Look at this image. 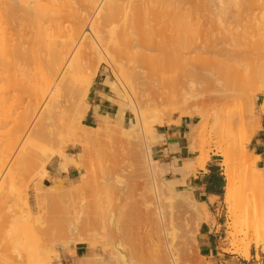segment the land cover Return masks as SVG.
<instances>
[{"label":"bare ground","instance_id":"6f19581e","mask_svg":"<svg viewBox=\"0 0 264 264\" xmlns=\"http://www.w3.org/2000/svg\"><path fill=\"white\" fill-rule=\"evenodd\" d=\"M214 31L219 32L216 42L222 46L216 48L215 52L211 49L212 57L209 54L207 58H203L208 63L206 66L202 65V57V62L197 63L192 59L193 54L199 50L204 52L201 44H214ZM261 32H264V0H0V260H5L6 264L52 263L50 248H47L50 243H43L46 240L42 237L45 232L39 234L40 228L45 227L41 223L40 227L35 222L34 208L28 203V195L18 189V183L24 177L22 173L32 171L28 168L35 164L34 161L42 149L41 143L47 136L65 127L63 143L51 159L58 155L61 161L57 166L60 171H66L68 163L78 166L80 160L77 162L67 156L64 144L82 147L94 140L97 134L93 131L102 128L100 122L104 128H108L112 126V121L126 131L132 130L131 124L139 121L143 125L144 133L151 129L153 123L163 124L161 115L145 121V110L138 104L136 96L134 98L137 103L127 90L132 100L126 102L117 83L108 79L107 85L119 99L120 105L113 117H109V114H97L95 116L98 121L95 126L83 124L82 119L90 108L86 98L101 63H116L117 59L125 57L128 63L133 59L131 65L125 67L126 74L140 79L145 73L146 65L157 61L156 59L190 60L201 64L192 67L188 65L190 69L187 70L191 76L188 84L194 86L195 81L203 83L210 93L218 94L214 98H220L222 103L227 98V105L232 100L236 104L233 110L236 112L231 111L230 115L227 114L225 106L216 107L217 110L220 109L216 110L218 113H223L225 109L226 115L215 113L216 116L211 122L212 128L220 133L221 127L230 128L237 121H243L241 123L247 142L260 127V114L256 112L255 99L264 90V63L260 62V56L264 55V48L260 44L264 43L258 42L261 49H257L254 44L260 38ZM213 47L215 49L216 45ZM145 61L147 64H144ZM128 67L133 75L128 74ZM225 75L230 80H226L228 86L224 81ZM235 85L239 88L237 86L238 89H235ZM133 86L134 84L133 94L137 95ZM229 98L233 99L228 100ZM82 129L87 131L81 132ZM217 135L220 136L218 133ZM19 142L21 147L7 167ZM148 143L145 160L151 182L148 183L147 192L160 201L162 187L158 185L155 161L151 157L150 142ZM245 143H241L235 150L244 168L233 170L228 161L229 156L225 153L223 203L227 211L231 210V205L236 204L245 216L244 237L250 235V238L242 255L248 259L250 245L264 250V209L257 208L259 199L263 198L264 201V170L256 168V157L246 149ZM50 160L42 165V176L47 173L46 166ZM204 161L205 158L202 157L196 164L185 162L182 168L176 167L173 170L183 172L181 174L184 177L196 168L203 169ZM32 168L36 170L35 165ZM85 176L86 173L81 174V179L85 181L84 183L80 179L83 185L89 184L84 179ZM62 182V179H52L51 184L46 187L48 194L55 196L53 202L46 204L49 203L52 209L62 210L69 217V224L63 229L65 234L68 232L79 235L81 231L76 220L83 210V202L81 197L74 194L79 188L67 191ZM179 183V180L171 179V185L166 187L170 191L169 201L183 205L181 207H186L198 219L203 218L202 213L207 205L195 200L188 191H184L186 197H180L183 193L176 189ZM86 185L76 186L83 189ZM41 188L44 190V187ZM34 194L40 196L45 193L41 194L40 188L36 187ZM214 200L209 201L213 203ZM35 203L41 209V202ZM46 204L42 205V209L43 206H48ZM58 211L55 209L54 213ZM153 214V223L158 226L159 234L173 239L174 234L168 232L162 206L158 205ZM149 217L152 218L151 215ZM226 227L234 250L239 239L234 238L242 228L238 229L234 218L228 220ZM47 234L49 232L46 236ZM85 235L81 236L84 238ZM162 237V245H156L163 249L153 252V256L157 255L151 258L156 260H151L156 261L155 264H158L157 260L161 264H177V257L172 251L174 245L171 246L168 238L165 240L169 243L167 246ZM40 240L43 245L39 244ZM239 244L242 245L243 242ZM123 257L118 256L120 264L126 263Z\"/></svg>","mask_w":264,"mask_h":264},{"label":"rangeland","instance_id":"374dc122","mask_svg":"<svg viewBox=\"0 0 264 264\" xmlns=\"http://www.w3.org/2000/svg\"><path fill=\"white\" fill-rule=\"evenodd\" d=\"M216 32L218 31H214V33L212 32V41H214L212 43L216 45L215 49L213 47L214 44L209 46V43L206 42L207 44L200 45L203 46L202 48L204 52H201L198 49L199 51L193 54L192 59L197 61V63H200L203 60L202 65L206 66L208 63L204 61V59L208 57L207 55L210 54L212 57V51L217 50L222 46L216 42V39L219 37V32ZM255 42L256 44H254V46L256 45L257 49L264 48V45L260 44L264 43V32L260 33V38L258 37V40H255ZM258 42L261 48L258 45ZM202 48L200 47L201 50ZM137 51L140 50L138 49ZM151 53H153V51ZM201 57L202 60L200 59ZM260 57L262 59L260 62L264 63V55ZM132 58L133 57H130V59ZM125 60H127L126 57L123 59H117L116 63H101L98 71L100 70L103 72L107 79L117 83L118 87L125 95L126 102L132 100L128 95L127 90L132 94L133 98L136 96L138 104H140L145 110V121L148 122L152 117L160 115L164 123H171L173 122V118L177 119L178 116L190 119L193 124L190 126L188 134V138L191 141L189 149L198 154L194 163H198L200 158L204 157L205 166L210 155L219 158L224 187L225 155L228 154V161H230L233 170L237 171L244 168V166L240 164V160L235 154V150L246 142L247 135L244 134L245 129L241 123L243 121H237V123L230 128H227L226 126L225 128L221 127L222 131L219 129L220 133L219 131L215 132L211 126V122L216 114H219L220 112L222 113V111H219V113L216 112V107L218 108V106L219 108L220 106L223 108L225 106L227 111L225 109L224 111H226L228 115L232 112H236V110L233 111L236 106L234 100H232L233 104L231 101L230 103L228 101L229 105H227V98H225V104L222 103V101L219 100L220 98L218 99V97H216L218 94L210 93L209 90H207L209 88L205 87V84L203 83L199 84L198 81H195L196 84L194 86H190L188 84V79H190L191 76L187 70L189 68L188 65L190 64L191 67L193 65H201L196 64L194 61H179L164 58L160 60L156 59L157 61H152L153 63L149 62L148 66L146 65L142 80L133 75L129 71V67L127 68V72L128 74L133 75L134 78L132 76L129 77V75L127 76L125 67L131 65L130 62H133V59L128 63ZM146 61L144 64H147ZM148 61H150V59ZM228 78V75H225L224 81ZM126 81H129V83ZM130 82H133L137 95L133 94V84L130 85ZM105 83L107 84L106 80ZM182 85L184 88H182ZM228 85L229 83L227 86ZM237 86L235 85L234 88L238 89L239 86L238 88ZM241 88L243 87H240V89ZM245 89H242V91H246ZM237 92L239 91L237 90ZM110 94V100L117 110L120 101L111 90ZM214 95H216L215 97L218 100L214 98ZM262 95H264V90L258 93L255 99V109L257 113V101ZM184 98L185 102H183ZM230 99L233 98H229L228 100ZM134 100L136 101L135 98ZM86 101L88 102V99ZM221 110L223 109L221 108ZM224 111L222 114L226 115L224 114ZM114 113L109 115V117H113ZM164 113H167L168 115L170 114V118ZM97 121L98 119L93 121L87 118L82 119L83 124H89L91 126H95ZM127 122L128 120H126L125 124H127ZM99 125L102 127L101 129H97L96 132L92 130L97 134L96 138L82 145L84 150L81 146H76L79 157L76 161L78 162L80 160L79 163L81 164L78 163L80 166L77 164L79 167L75 166L80 170L79 176L71 181L66 182L63 180L62 182L63 187H66L65 190L67 191H71V189L74 190L75 187L76 189L79 188L77 189V193L76 190L75 192L72 191L74 194L81 197L83 202V210L79 215V218L76 220V225L79 231H81L79 232V235L77 233L72 235L68 232L65 234L63 231L64 227L69 224V217H67V214L62 213V210L60 211L59 209L58 211L55 207L54 208L58 213H54L55 209H52V206H49V201H52L55 196L48 194L45 189L51 184L52 180L50 183L43 185L42 180L47 176L48 172L46 174L44 173L42 176L40 170L42 165L55 155L56 149L63 143V134L65 132L64 126L59 128V131L56 133L47 136L41 143L42 149L34 161L36 170L33 169L34 167L32 168V166H34L32 165L28 170L31 169L33 172L26 170L27 172L22 173V176L24 177H21L22 179L18 183V189L23 194L28 195V203L34 208L33 217L36 220L35 222H38V225L41 223V226L43 225L45 227L44 229L39 225L41 227L39 234L45 232L44 235L41 234L43 240H45L44 237L46 238L43 243H50V247L47 246V248H50L51 264H120L118 258L119 255H122V257L124 256L123 259H125L124 261L127 264H155L156 261L153 262V260H156V258L154 259L153 257L157 254L153 256V252L156 253L155 251L160 250V246L158 248L157 246L162 245L160 242L162 235L159 234V231L157 230L158 226L155 225L156 223H153V219H155L153 212L158 205H161L164 211V218L166 219L165 223L167 224V229L169 228L168 232L171 231L174 234L173 239L171 237L164 238L163 236L162 238H164V241H162L168 244L167 246H169L170 242L171 246L174 245V247L172 246L174 249L172 251H174L173 253L177 257L176 259L179 264H221L224 259L231 256H237L240 260L249 261L252 254L254 255L259 251H264L255 248L252 244L249 247V258L246 259L242 255L245 251V244L250 238V235L247 238L244 237L245 216L239 211V207L236 204L230 206L231 210H226V206L223 203L224 188L223 194L217 204L213 207L207 206L204 212L202 210V220L200 218L199 220L198 216L190 214L186 207H181L183 205H176L169 201L168 198L170 197V191L166 187L171 185V180L164 179L165 170L158 163L156 165V162L154 167H156V178L157 181H159V184H157L162 187L160 201H157L153 194L147 192L148 183L151 182V178L147 171L145 150L147 149L146 145L149 144L148 142H150V144L152 142L151 133H153L154 129L156 130L157 125L154 123L151 124L152 127L147 132L148 134L144 133L145 130L142 128L143 125H140L139 121L131 124L133 129H130L132 130L128 129L126 131L122 126L115 125L112 121H110V125L112 126H109L108 128H104L101 122ZM86 131L87 129L81 130V132ZM124 132H126V134ZM186 132H188L187 129ZM217 133L220 135L219 137ZM250 140L245 143L247 150ZM64 146L65 152V150L72 145L64 144ZM20 147L21 145L19 142L13 155L9 159L7 167H9L14 160ZM54 158H59V156L57 155ZM54 158H52L50 162L54 160ZM5 171H7V168ZM26 173L31 176H26ZM35 173L38 174L36 175ZM82 173H86L84 179L89 182V184L87 183L88 186L84 184L86 185L83 188L84 190L79 187L84 186L82 184V181L84 180L81 179ZM86 177H89L90 179H86ZM94 180L97 182H93ZM77 184H79L78 187L76 186ZM36 187L40 188L41 194L42 192L45 194L36 196L34 194ZM41 187H44V190ZM179 191L183 193V195L180 194V197H186L187 194H185L184 191ZM55 200L56 199H54V201ZM36 201L41 202V209L39 207L40 205L38 207L35 206ZM46 202L49 203L46 204ZM259 202L257 203V208L264 209L263 198H260ZM43 204L48 206H43L44 208L42 209ZM50 209H52L51 212ZM45 210L48 211L46 212ZM150 215L151 217L153 216L151 219L149 217ZM232 218H234L238 229L242 228V231L238 234L239 236L237 235L234 238V240L239 238L236 243L239 247H235L237 249L236 251L235 248L233 250L231 247V238L227 236L229 230L227 229L226 224L228 220L231 221ZM114 224L116 226L118 225V228ZM206 231H208L209 234L205 239L203 236ZM47 232H49V234L46 236ZM82 232L90 237L91 240H89L85 234V237L83 238L82 236L84 235L80 234ZM168 238L169 243L166 242V239ZM41 240V243H38L43 245V240ZM205 241H207L206 245H204ZM238 241L239 243L243 242V244L240 245ZM75 247L81 248L80 255L77 257L73 254V249ZM151 256L153 257L151 258ZM256 259H258L257 256ZM151 261L153 263H151ZM157 262L158 264L160 263L158 260ZM3 263H5V260ZM3 263L1 262V264Z\"/></svg>","mask_w":264,"mask_h":264},{"label":"crops","instance_id":"0c3cea01","mask_svg":"<svg viewBox=\"0 0 264 264\" xmlns=\"http://www.w3.org/2000/svg\"><path fill=\"white\" fill-rule=\"evenodd\" d=\"M106 79V75L99 70L87 95L90 108L84 118L93 121L97 119V116H95L97 114L112 115L115 112L116 108L110 100L111 94L108 85L105 83ZM262 105L263 107L261 108ZM94 106L96 107L94 108ZM257 108L258 114H260V127L254 132L248 144V150L256 157V168L264 170V95L258 98ZM180 117L178 116L177 119L173 118L171 123L163 122L162 125H157L156 130L154 129L153 133H151L153 138L150 144L151 157L165 170L164 179L179 180L180 183L176 186L177 190L188 191L198 202L213 207L220 200L224 188L219 158L210 155L204 169L196 168L194 171H189L184 177L181 174L183 172L179 173L180 171L175 172L173 170L176 167L182 168L185 162L194 163L198 156L197 153L189 149L191 141L188 138V132H186V129L189 131L193 123H191L190 119ZM159 136L162 137L160 138ZM65 154L74 160L79 159L76 146L68 147L65 150ZM60 161V158H54L48 163L46 167L48 174L42 180L43 185L50 183L52 179H62L67 182L79 176V168L69 163L66 171H60L59 166H57ZM182 181L183 184L181 183ZM211 198L215 199L213 203L210 202ZM204 233L203 237L206 239L209 232L206 231ZM206 244L207 241L204 242V245ZM80 252V247L73 249V254L76 257L80 255ZM256 255L258 259H256ZM221 264H264V251L252 254L249 261L240 260L237 256H231L224 259Z\"/></svg>","mask_w":264,"mask_h":264},{"label":"trees","instance_id":"16d2710c","mask_svg":"<svg viewBox=\"0 0 264 264\" xmlns=\"http://www.w3.org/2000/svg\"><path fill=\"white\" fill-rule=\"evenodd\" d=\"M89 125V124H88Z\"/></svg>","mask_w":264,"mask_h":264}]
</instances>
